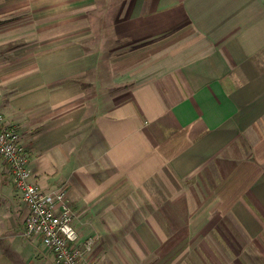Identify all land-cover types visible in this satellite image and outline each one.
I'll return each instance as SVG.
<instances>
[{"label": "crops", "instance_id": "obj_1", "mask_svg": "<svg viewBox=\"0 0 264 264\" xmlns=\"http://www.w3.org/2000/svg\"><path fill=\"white\" fill-rule=\"evenodd\" d=\"M0 114L86 264H264V0H0ZM28 212L0 157V264Z\"/></svg>", "mask_w": 264, "mask_h": 264}, {"label": "built area", "instance_id": "obj_2", "mask_svg": "<svg viewBox=\"0 0 264 264\" xmlns=\"http://www.w3.org/2000/svg\"><path fill=\"white\" fill-rule=\"evenodd\" d=\"M0 157L8 164L28 209L26 235L39 237L53 253L56 264H86L85 252L91 243L81 246L80 234L74 220L76 212L69 202L67 191L60 188L46 191L34 181L29 169L30 156L20 131L6 124L0 114Z\"/></svg>", "mask_w": 264, "mask_h": 264}]
</instances>
